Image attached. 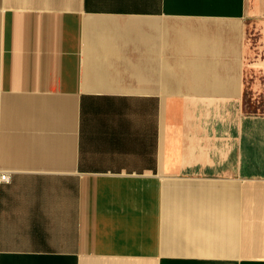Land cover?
<instances>
[{
  "label": "crops",
  "instance_id": "1",
  "mask_svg": "<svg viewBox=\"0 0 264 264\" xmlns=\"http://www.w3.org/2000/svg\"><path fill=\"white\" fill-rule=\"evenodd\" d=\"M253 33L264 0H0V264H264Z\"/></svg>",
  "mask_w": 264,
  "mask_h": 264
},
{
  "label": "rangeland",
  "instance_id": "2",
  "mask_svg": "<svg viewBox=\"0 0 264 264\" xmlns=\"http://www.w3.org/2000/svg\"><path fill=\"white\" fill-rule=\"evenodd\" d=\"M253 33L252 54L247 58L246 66H252V75L255 77V89L244 95V111L251 114H264V74L256 72L253 67L264 61V49L259 45Z\"/></svg>",
  "mask_w": 264,
  "mask_h": 264
},
{
  "label": "built area",
  "instance_id": "3",
  "mask_svg": "<svg viewBox=\"0 0 264 264\" xmlns=\"http://www.w3.org/2000/svg\"><path fill=\"white\" fill-rule=\"evenodd\" d=\"M0 180L1 181H7L8 180V175L7 174H1L0 175Z\"/></svg>",
  "mask_w": 264,
  "mask_h": 264
}]
</instances>
